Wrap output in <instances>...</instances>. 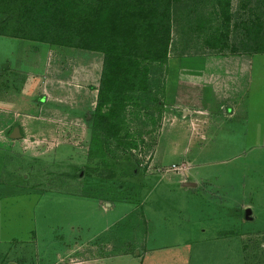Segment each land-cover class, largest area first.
Segmentation results:
<instances>
[{
	"label": "rangeland",
	"instance_id": "rangeland-1",
	"mask_svg": "<svg viewBox=\"0 0 264 264\" xmlns=\"http://www.w3.org/2000/svg\"><path fill=\"white\" fill-rule=\"evenodd\" d=\"M230 2L221 49L204 44L210 31L177 24L190 0L177 7L162 118L144 127L141 113L130 123L150 149L126 177L123 168L106 178L112 169L88 157L102 54L0 36V264H264V52L249 54V82L235 94L206 80L208 110H177L172 89L207 71L200 54L244 53L236 23L259 0ZM89 164L101 179L85 176Z\"/></svg>",
	"mask_w": 264,
	"mask_h": 264
},
{
	"label": "trees",
	"instance_id": "trees-1",
	"mask_svg": "<svg viewBox=\"0 0 264 264\" xmlns=\"http://www.w3.org/2000/svg\"><path fill=\"white\" fill-rule=\"evenodd\" d=\"M185 1L0 0V36L102 54L88 157L98 158L103 165L99 168L112 169L106 178L117 176L116 169L124 168L120 171L123 177L140 173L137 152L144 145L150 149V144L144 141L145 130H132L130 123L140 120L141 113L145 120L139 123L144 127L149 120L156 124L162 118L173 21L180 11L177 7ZM190 1L192 6L215 3L221 33L209 42L214 48L226 47L233 17L230 0ZM249 6L248 18L236 23L245 31L240 47L249 54L261 53L264 0ZM223 36V45H219ZM87 168L88 172L83 168L85 176L101 179L104 175L97 165Z\"/></svg>",
	"mask_w": 264,
	"mask_h": 264
},
{
	"label": "crops",
	"instance_id": "crops-1",
	"mask_svg": "<svg viewBox=\"0 0 264 264\" xmlns=\"http://www.w3.org/2000/svg\"><path fill=\"white\" fill-rule=\"evenodd\" d=\"M185 8H186V6H183L184 11H185ZM217 10L218 9L215 6V3L212 4L211 2H209L208 4H206V3L200 4V5L196 6V9H194V6L188 5V12L189 13H188L187 19H185L182 22H181V20L180 21L177 20V24L179 25L180 28H182L184 30H186L184 27L187 25H188L187 30H192V25H195L194 28L196 30H198V32L203 31V30L210 31V34L208 36L209 38L207 40H205L204 44L206 46L211 45V47L213 48L212 42L211 43L209 42L210 39H212L215 36L218 37L217 35H219V33H221V26L218 30L214 29V25L215 26L217 25V19H218L217 13L219 11H217ZM196 15H200L203 18H197ZM176 16H177V13L175 12V18H176ZM175 18L173 21V31H174L175 26H177ZM199 19L205 20L204 26H200L198 24V23H200ZM201 23H203V22H201ZM197 36L198 35H193L192 37H190V39H194V37L200 38V36H198V37ZM219 40H220V43L219 42H217V43L219 45L220 44L223 45V42H222L223 38H220ZM172 41H173V39H172ZM202 43H203V41H202ZM217 43H216V45H217ZM190 56H192V54L186 55L183 58H185V60H186V59L190 58ZM198 57L201 60H203L205 62V64H207V65H205V67L207 68V71H203L202 76L201 75L198 76V74L191 75L193 73L188 74L187 76H184L183 74L185 71H181V73L180 72L178 73L182 77L184 76V78L188 79V81H186V80L181 81V78H179V81L177 82V84H175L176 86L175 87L172 86V89H174V91H176L174 104L176 105L177 110L178 109L179 110L185 109V108L191 107V106H199V107H197L198 110H200L199 108H202L201 110H205L207 108V110H208V106L206 105V102H203V99H202V94H204L203 89H205L207 87H211V82L207 81L208 83H205L206 80L215 81V86H220V87L231 86V88H233L234 94H235V92H237L238 86L240 87V89H242L243 86L247 85L249 82L248 78H249V73H250V64H251L252 60L249 57V53H247V52H244V53H242V52L227 53V52L222 51V52H216L215 54H211V55L200 54ZM183 58H181V59H183ZM175 60H177V59L173 58V56L171 57V51H170V56H169V60H168V72L166 75V93L167 94H169V91H170L169 78L172 74V70L170 68V63H171V61H175ZM229 64L232 65V67H230ZM213 66H214V69L210 70ZM227 68H229L230 71H228ZM18 69L19 70H25L27 68L24 65H21V68H18ZM16 73L19 74L18 71ZM178 74H177V77H178ZM191 79H200L201 82L203 83V86L200 88L201 83L197 84V82L191 81ZM200 80H199V82H200ZM180 86H182L183 89L186 87V89H185L186 93H184V97L179 95ZM182 87H181V89H182ZM202 103H205L206 107L201 106ZM231 105H233V102L231 103ZM234 107H236V109H237V106H235V104H234ZM224 110H225V112H227V110H228L227 107H225ZM20 137H21V134H20ZM20 137L13 138L12 140L13 141L21 140ZM25 177H27V176H25ZM109 206H112V204H109L108 207Z\"/></svg>",
	"mask_w": 264,
	"mask_h": 264
},
{
	"label": "water",
	"instance_id": "water-1",
	"mask_svg": "<svg viewBox=\"0 0 264 264\" xmlns=\"http://www.w3.org/2000/svg\"><path fill=\"white\" fill-rule=\"evenodd\" d=\"M88 117H90V114L88 115ZM11 137L12 138H17V137H20V132H19V129L18 128H15L14 131L12 132L11 134ZM250 211V210H248Z\"/></svg>",
	"mask_w": 264,
	"mask_h": 264
}]
</instances>
